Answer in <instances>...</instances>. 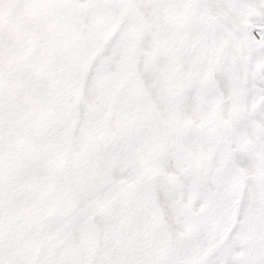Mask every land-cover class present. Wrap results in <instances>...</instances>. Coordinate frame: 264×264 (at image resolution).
Here are the masks:
<instances>
[{"label":"snow or ice","instance_id":"obj_1","mask_svg":"<svg viewBox=\"0 0 264 264\" xmlns=\"http://www.w3.org/2000/svg\"><path fill=\"white\" fill-rule=\"evenodd\" d=\"M0 264H264V0H0Z\"/></svg>","mask_w":264,"mask_h":264}]
</instances>
